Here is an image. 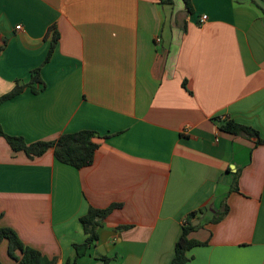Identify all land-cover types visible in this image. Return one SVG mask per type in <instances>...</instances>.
Masks as SVG:
<instances>
[{
	"label": "crops",
	"instance_id": "crops-1",
	"mask_svg": "<svg viewBox=\"0 0 264 264\" xmlns=\"http://www.w3.org/2000/svg\"><path fill=\"white\" fill-rule=\"evenodd\" d=\"M190 2L191 13L183 0H0V96L41 65L45 84L0 103L3 131L27 143L99 135L81 169L0 137V226L56 264L75 260L89 207L113 203L75 264H169L198 209L189 236L207 244L186 264H264V143L215 121L264 140V0ZM223 200L227 214L211 223ZM0 264H17L6 241Z\"/></svg>",
	"mask_w": 264,
	"mask_h": 264
},
{
	"label": "trees",
	"instance_id": "trees-1",
	"mask_svg": "<svg viewBox=\"0 0 264 264\" xmlns=\"http://www.w3.org/2000/svg\"><path fill=\"white\" fill-rule=\"evenodd\" d=\"M185 12L191 13L193 11L190 0H183ZM159 4L172 6L173 0H159ZM51 43L48 53L43 61V64L48 62L53 49L58 39V33L54 26L50 29ZM4 45H0V50ZM42 66V65H41ZM41 66H38L31 72V77L28 83L20 84L16 82L15 86L7 93L0 96V103L13 98L19 93L23 92L26 88H30L31 92L38 93L45 88V84L40 76ZM220 130L234 134L243 135L248 138H255L256 144L264 143L259 137L258 131L250 126H246L235 122L232 119H220L215 117ZM0 137H3L12 151H22L29 159H34L44 154L47 150L52 149L55 158L64 164L81 169L93 163L95 153L98 148V143L95 138H99L98 133L92 130H79L71 133H63L54 140H38L27 143L22 137L10 135L3 131L0 125ZM240 169L234 173L233 181L231 183L230 191H238V176ZM120 207V204L113 203L105 208L89 207L86 214L80 217V223L86 235L85 240L80 244H74L76 257L84 255L88 247L98 239V227L101 222L115 209ZM229 207L223 200L219 208L215 211L213 217L210 219L211 223L220 221L227 214ZM198 209L190 212L182 226V233L174 244V255L169 264H186L189 261L187 256L188 251L200 245H206L207 241H201L189 236L199 225L192 224V218L198 212ZM2 213L0 212V218ZM6 241L7 254L10 258L14 259L17 264H56V257H49L38 249L26 245L19 238L16 231L7 226H0V244ZM75 260L70 263L68 260L64 264H75ZM101 260L104 264L108 263V257H102Z\"/></svg>",
	"mask_w": 264,
	"mask_h": 264
},
{
	"label": "built area",
	"instance_id": "built-area-1",
	"mask_svg": "<svg viewBox=\"0 0 264 264\" xmlns=\"http://www.w3.org/2000/svg\"><path fill=\"white\" fill-rule=\"evenodd\" d=\"M204 19H205V16L201 17V20H204ZM16 28H17V29H19V28H20V26H19V25H17V26H16ZM219 118H220V119H223V117H222V116H221V117H219Z\"/></svg>",
	"mask_w": 264,
	"mask_h": 264
}]
</instances>
